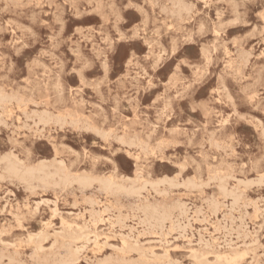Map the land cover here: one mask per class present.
<instances>
[{
    "label": "rangeland",
    "instance_id": "obj_1",
    "mask_svg": "<svg viewBox=\"0 0 264 264\" xmlns=\"http://www.w3.org/2000/svg\"><path fill=\"white\" fill-rule=\"evenodd\" d=\"M263 24L264 0H0V264H264ZM5 158L145 187L23 182Z\"/></svg>",
    "mask_w": 264,
    "mask_h": 264
},
{
    "label": "bare ground",
    "instance_id": "obj_2",
    "mask_svg": "<svg viewBox=\"0 0 264 264\" xmlns=\"http://www.w3.org/2000/svg\"><path fill=\"white\" fill-rule=\"evenodd\" d=\"M130 1V0H129ZM204 1V0H203ZM149 2V1H148ZM177 4V3H176ZM152 5V4H151ZM154 5V4H153ZM157 6V5H156ZM140 7V6H139ZM138 7V8H139ZM173 7V6H172ZM63 8V7H62ZM174 8V7H173ZM108 11V10H107ZM166 12V11H165ZM234 12V11H233ZM261 12V11H260ZM89 13V12H88ZM218 14V13H217ZM161 16V15H160ZM167 16V15H166ZM121 18V17H120ZM119 18V20H120ZM241 20V19H240ZM145 21V20H144ZM158 22V21H157ZM238 22V20H237ZM235 22V23H237ZM241 23V22H240ZM147 24V23H146ZM264 25V24H263ZM164 27V26H163ZM80 28V27H79ZM173 28V27H172ZM29 29V28H28ZM171 29V27H170ZM23 30V29H22ZM13 31V30H12ZM177 31V30H176ZM91 32V31H90ZM121 33V32H120ZM165 33V32H164ZM192 33V32H191ZM34 34V33H33ZM123 34V33H122ZM166 34V33H165ZM15 36V35H14ZM92 36V35H91ZM50 37V36H49ZM150 37V36H149ZM178 37V36H177ZM53 38V37H52ZM157 38V37H156ZM175 38V37H174ZM138 39V38H137ZM183 40V39H182ZM113 41V40H112ZM150 41V40H149ZM156 41V40H155ZM193 42V41H192ZM181 43V42H180ZM188 43V42H187ZM167 44V43H166ZM27 47V46H26ZM162 52V51H161ZM163 53V52H162ZM173 54V53H172ZM203 54V53H202ZM264 55V54H263ZM253 56V55H252ZM207 60V58L205 59ZM207 65V64H206ZM193 66V65H192ZM10 70V69H9ZM127 70V69H126ZM126 75V74H125ZM201 77V76H200ZM37 82V81H36ZM148 84V83H147ZM51 85V84H50ZM73 89V88H72ZM75 89V88H74ZM226 89V88H225ZM59 94V93H58ZM179 94V93H178ZM176 94V95H178ZM20 95V94H19ZM157 95V94H156ZM175 95V97H176ZM164 96V95H163ZM221 96V95H220ZM8 95L4 94L3 92H0V105L5 103L6 101H8ZM168 99V98H166ZM227 99V98H226ZM232 99V98H231ZM154 100V99H153ZM230 100V99H229ZM218 101V100H217ZM231 101V100H230ZM233 102V101H232ZM194 103V102H193ZM33 111V110H32ZM47 113V112H46ZM43 114V113H42ZM55 115V114H54ZM221 115V114H220ZM50 118V117H49ZM225 118V117H224ZM41 121V120H40ZM223 124V123H222ZM94 129V128H93ZM67 147V146H66ZM72 150V149H71ZM77 154V152H76ZM75 154V155H76ZM55 155V154H54ZM79 156V155H78ZM80 157V156H79ZM55 158V157H54ZM6 160V164H5V169L6 171L11 174L12 176L22 180L23 182H30L32 180L38 179L39 181H43L46 179H51L53 180L54 178H59L64 184H73L76 183L78 184L80 187L82 188H86L91 186L93 183H97L99 188L101 190H103L105 193L107 194H111V195H117L119 193H125V194H129V195H139V192L144 189L145 186H142L138 189H135L133 187H127L126 182H131L134 183L138 176H139V172L138 170L135 171V177L136 179H131L128 177H116V176H110V177H89V176H85V175H70L69 173H67L64 170V167L61 166V164H59L53 172H51L50 174H47L45 172V164L44 162H40L37 166L35 167H29V168H25L23 166H21L18 161L16 159H7ZM64 164V163H63ZM71 164V163H70ZM70 168V167H69ZM113 172V171H112ZM150 175V174H149ZM1 180V177H0ZM135 180V181H134ZM169 180V179H168ZM166 180L164 179L162 182H165ZM170 181V180H169ZM239 181V180H238ZM242 181V180H241ZM259 182L264 181V175H261L258 179ZM147 182H145L144 184L146 185ZM250 183V182H249ZM246 184V183H245ZM256 184V183H255ZM259 184V183H258ZM261 184V183H260ZM171 185V184H170ZM46 186V185H45ZM152 186V185H151ZM181 187V186H180ZM176 188V187H175ZM221 190V189H219ZM223 191L225 192V189L223 188ZM166 194V193H165ZM135 195V196H136ZM160 195V194H159ZM142 196V195H141ZM91 202V201H90ZM102 204V203H101ZM45 205V204H44ZM240 207V206H239ZM57 208V207H56ZM55 211V208H54ZM57 211V209H56ZM88 211V210H87ZM93 211V210H92ZM140 211L143 214L145 221H155V223L158 224H163V222H165L166 220L169 219L170 217V213L168 211L162 210L159 211V209H157L154 206L145 204L142 207H140ZM7 212V211H6ZM54 213V212H53ZM57 212H55L54 214H56ZM102 214V213H101ZM241 215V214H240ZM98 216V215H97ZM115 216V215H114ZM231 216V215H230ZM239 216V215H237ZM256 216V215H255ZM91 218V217H90ZM113 219V218H112ZM241 219V218H240ZM101 220V219H100ZM107 220V219H105ZM231 221V220H230ZM258 221V220H257ZM256 221V222H257ZM93 222V221H92ZM121 222V221H120ZM201 223V222H200ZM94 224V223H93ZM184 225V224H183ZM200 225V224H199ZM248 226V225H247ZM246 226V227H247ZM46 227V226H45ZM219 230V229H218ZM244 230V229H243ZM70 231L73 233L72 235H69L67 237L62 236V246L67 248V251L69 253L70 256H75L78 252V249H73L72 246L74 245L75 241L78 240L79 237H87V234L89 233L88 231V226L85 227H76V228H72L70 227ZM187 231V230H186ZM204 231V229H203ZM216 231V230H215ZM178 232V231H177ZM198 232V231H197ZM42 233V231H41ZM176 233V232H174ZM183 233V232H182ZM185 233V232H184ZM204 233V232H203ZM186 234V233H185ZM192 234V233H191ZM22 235V234H21ZM124 235V234H123ZM183 235V234H182ZM181 235V236H182ZM187 235V234H186ZM24 237V236H22ZM37 239H41L43 238V234H39L36 236H32L30 237V240L33 242L34 238ZM18 238V237H17ZM25 238V237H24ZM212 238V237H211ZM219 238V237H218ZM12 239V238H11ZM10 239V240H11ZM215 239V238H214ZM256 239V238H255ZM29 240V241H30ZM206 241V240H204ZM2 242V240L0 241ZM6 242V241H4ZM9 242V241H7ZM87 242V241H86ZM209 242V241H208ZM230 242V241H229ZM10 243V242H9ZM161 243V242H160ZM201 243H203L201 241ZM6 244V243H5ZM204 244V243H203ZM225 244V243H224ZM11 245V244H10ZM14 245V244H13ZM168 245V244H166ZM209 245V244H208ZM111 246V245H110ZM243 246V245H242ZM38 247L41 249V245L38 244ZM83 247V245H82ZM51 248V247H50ZM118 248V246H117ZM44 248H42L43 250ZM80 250V249H79ZM9 252V251H8ZM155 253V252H154ZM5 256V255H4ZM28 257V256H27ZM106 257V256H105ZM67 258V257H66ZM110 258V257H109ZM161 258V257H160ZM196 263L195 264H211L209 263V261L203 257V255L201 256H196ZM216 260H217V264H219L218 262H221L222 260L224 261H229L227 257H221L220 255H216L215 256ZM100 259V258H99ZM237 259V258H235ZM12 260V259H11ZM58 261V260H57ZM64 261V259H63ZM233 261V260H232ZM98 262V261H97ZM104 262V261H103ZM70 263V262H69ZM87 263V262H86ZM99 263V262H98ZM143 264H153V263H149L146 260H142ZM4 264V262H3ZM24 264V263H23ZM62 264V263H61ZM102 264V263H101Z\"/></svg>",
    "mask_w": 264,
    "mask_h": 264
},
{
    "label": "snow or ice",
    "instance_id": "obj_3",
    "mask_svg": "<svg viewBox=\"0 0 264 264\" xmlns=\"http://www.w3.org/2000/svg\"><path fill=\"white\" fill-rule=\"evenodd\" d=\"M121 39H124V37H121ZM82 63H83V68H81V71H83L84 69L89 67L88 63H84V62H82ZM77 67H80V65H77ZM57 130L59 131V129H57ZM79 130L81 132L86 131V129H83V128H81ZM55 143H56L57 148L59 149L60 141L56 140ZM84 147H85V151L81 152V153H77L76 155H79V156H81V158L86 159V160H93L94 156L87 151V145H85ZM105 147H107V144L105 145ZM9 151H12V152H17L18 151L17 148H13L11 146V141H8L5 144L4 147L0 148V152H9ZM117 153H118V147L117 146H113L112 149H111V152H106L105 153L103 162L108 164L109 166H111L113 161H116V162H119L121 164V166H122L123 162L120 161L119 155ZM174 264H180V261L176 260L174 262Z\"/></svg>",
    "mask_w": 264,
    "mask_h": 264
}]
</instances>
